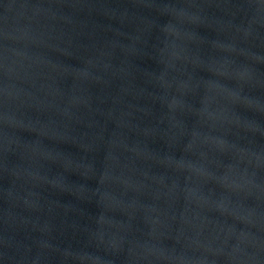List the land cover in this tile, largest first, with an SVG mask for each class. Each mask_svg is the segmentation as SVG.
Returning <instances> with one entry per match:
<instances>
[{"label":"water","instance_id":"95a60500","mask_svg":"<svg viewBox=\"0 0 264 264\" xmlns=\"http://www.w3.org/2000/svg\"><path fill=\"white\" fill-rule=\"evenodd\" d=\"M0 264H264V0H0Z\"/></svg>","mask_w":264,"mask_h":264}]
</instances>
